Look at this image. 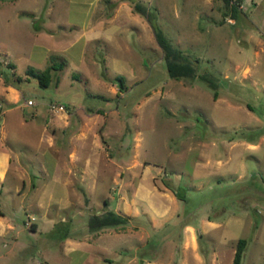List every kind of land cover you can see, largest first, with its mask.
Segmentation results:
<instances>
[{"label": "rangeland", "instance_id": "obj_1", "mask_svg": "<svg viewBox=\"0 0 264 264\" xmlns=\"http://www.w3.org/2000/svg\"><path fill=\"white\" fill-rule=\"evenodd\" d=\"M137 1L215 89L168 77L148 20L128 0H0V84L17 89L0 108V148L11 158L1 220L19 229L0 241V264H75L60 240L123 202L122 215L146 224L140 239L125 237L132 249L169 238L159 261L174 252V264H230L242 238L240 264H264V0H240L234 15L223 0ZM90 6L119 8L104 42L78 37ZM49 56L65 64L40 87L24 72ZM38 203L63 219L53 232H42ZM34 217L40 228L29 233Z\"/></svg>", "mask_w": 264, "mask_h": 264}, {"label": "crops", "instance_id": "obj_2", "mask_svg": "<svg viewBox=\"0 0 264 264\" xmlns=\"http://www.w3.org/2000/svg\"><path fill=\"white\" fill-rule=\"evenodd\" d=\"M118 9V7H115L114 10L112 9L113 11H106L104 13L92 6L83 9V18L81 25L79 26L82 33L78 37H82L84 42L90 40H99L104 42L106 35L102 36V34L108 32L112 24L121 21V18L116 17ZM80 54L83 55L82 53ZM16 91L17 89L14 85H12V83L8 82L7 84H0V105L2 104L3 106L6 104L15 103L17 100ZM31 106L32 105L27 106L28 110H32ZM10 162L11 158L9 153L6 150L0 148V181H2L5 177ZM154 189L164 198H166L168 202H173L174 193H172L168 188L157 189L154 187ZM13 190L15 192L17 191L16 188H13ZM27 207L30 206L26 204L23 209ZM126 207H128V205L123 202L120 205H115L111 208V210L119 214H125ZM36 208L43 209L41 216L46 220L40 222L45 226V229L42 232H53L57 223L63 221V219L58 221L47 213V204L43 205L38 203ZM104 210H109V207L102 209V211ZM2 218H4V216L0 207V241H4V239L7 238L9 234L17 235L19 233V229L15 227L14 221L12 219H9L10 222L9 220L7 222H2ZM34 219L35 220L31 222L28 229L23 224L24 228H26L29 233H32L35 230L39 231L40 227H38V224L36 223V217H34ZM143 225H146L143 220L129 217L127 219V223L122 228L107 227L96 232H88L87 228L83 226L81 236L75 238L68 237L67 235L64 236L63 233L62 235L64 237L60 240L62 244L63 255L67 257V254H72V256L75 257V264H129L134 260H137L138 264H174V252L171 255L172 259L170 263L159 261V253H157L159 247L161 246V242L163 240H168L169 238L162 237L158 244L153 245V241L151 240L152 238L149 233V239H146V241L144 240L145 242L143 243H139L134 249H132V247L126 243L127 241L125 237H129V235H132V239H140V233L142 232ZM186 228L190 229L191 227L186 226ZM135 234H138L139 236L136 238ZM117 242L118 244L121 243L118 248H123L120 251L116 250L118 245ZM108 248H112V250H109ZM43 264H46V262Z\"/></svg>", "mask_w": 264, "mask_h": 264}, {"label": "trees", "instance_id": "obj_3", "mask_svg": "<svg viewBox=\"0 0 264 264\" xmlns=\"http://www.w3.org/2000/svg\"><path fill=\"white\" fill-rule=\"evenodd\" d=\"M128 1L131 3L132 10L134 12L138 13L141 16H144L145 19L148 20L153 32L154 40L161 50L165 71L168 77L175 80L197 79L205 83L210 88L215 89V83L210 78V76L207 73L196 74L192 61L189 60L188 57L183 54L180 49L170 43V41L157 28V26L153 24L151 15L146 11V7L137 0ZM239 1L240 0H234V2L236 3H238ZM223 3L225 6L229 7L231 14L234 15L236 11L235 5L229 4L228 0H223ZM49 60L50 63L41 71H35L32 68H27L24 72L25 75L36 79L37 84L40 87H45L49 83L50 70L59 69L62 67V65L65 64L64 60H53V56H49ZM18 79L19 78H17V80ZM123 80L124 77L120 74H117L113 77V82L114 84H116L118 91L123 88ZM3 83L7 84L8 81L3 78ZM214 97L215 93H213V98ZM127 219L128 217L116 213L113 210H104L89 215L87 218L86 226L89 232H96L107 227L122 228L127 223ZM245 244L246 242L242 238L236 240L230 264H240Z\"/></svg>", "mask_w": 264, "mask_h": 264}, {"label": "built area", "instance_id": "obj_4", "mask_svg": "<svg viewBox=\"0 0 264 264\" xmlns=\"http://www.w3.org/2000/svg\"><path fill=\"white\" fill-rule=\"evenodd\" d=\"M228 2H229V4H233V5H235V6H237V3L236 2H234V0H228ZM27 105H31L32 104V102L30 101V100H27ZM48 109L49 110H54V111H63V105H61V104H49L48 105ZM30 219L31 220H33V218L32 217H30Z\"/></svg>", "mask_w": 264, "mask_h": 264}]
</instances>
